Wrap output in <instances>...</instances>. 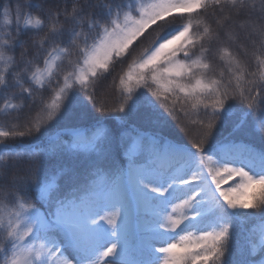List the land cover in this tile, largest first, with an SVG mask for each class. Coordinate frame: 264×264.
Instances as JSON below:
<instances>
[{"label": "snow or ice", "instance_id": "6c2138e0", "mask_svg": "<svg viewBox=\"0 0 264 264\" xmlns=\"http://www.w3.org/2000/svg\"><path fill=\"white\" fill-rule=\"evenodd\" d=\"M0 264H264V0H0Z\"/></svg>", "mask_w": 264, "mask_h": 264}, {"label": "trees", "instance_id": "16d2710c", "mask_svg": "<svg viewBox=\"0 0 264 264\" xmlns=\"http://www.w3.org/2000/svg\"><path fill=\"white\" fill-rule=\"evenodd\" d=\"M117 71H119V69Z\"/></svg>", "mask_w": 264, "mask_h": 264}]
</instances>
